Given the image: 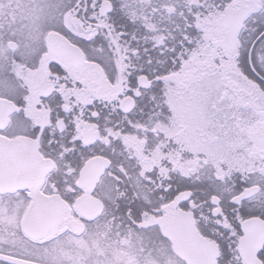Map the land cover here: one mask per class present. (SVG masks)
<instances>
[{
    "label": "flooded vegetation",
    "instance_id": "af4514ba",
    "mask_svg": "<svg viewBox=\"0 0 264 264\" xmlns=\"http://www.w3.org/2000/svg\"><path fill=\"white\" fill-rule=\"evenodd\" d=\"M57 2L64 14L38 40L28 10L0 31V68L11 64L18 82L0 91V136L11 141L0 144V200L29 201L19 223L0 207V254L34 262L22 237L48 243L54 264H138L131 208L142 223L191 214L218 264H240L241 222L255 220L264 264V203L237 210L226 191L264 155V0ZM136 227L159 236L164 264H187L157 224Z\"/></svg>",
    "mask_w": 264,
    "mask_h": 264
},
{
    "label": "snow or ice",
    "instance_id": "6c2138e0",
    "mask_svg": "<svg viewBox=\"0 0 264 264\" xmlns=\"http://www.w3.org/2000/svg\"><path fill=\"white\" fill-rule=\"evenodd\" d=\"M131 7V5H129ZM61 4L57 0H37L34 16L35 19L32 25L29 27V31L32 35L33 42L38 40L39 37L45 34V28L48 25L54 24L58 19L63 16ZM27 27V26H26ZM53 30V29H49ZM9 31L11 33L10 38L17 35L18 29L13 25H9ZM255 31V29H253ZM135 38V37H134ZM257 40L261 46H264V31H261L257 36ZM28 47V44L24 45ZM252 49L255 50L257 45L253 43ZM19 52V48H17ZM13 59H16L15 54ZM17 76L13 70L11 64H8L4 68H0V91L13 93L17 89ZM250 171L245 177L242 173L241 182L237 185L233 181L232 185L226 189L230 197L229 203L233 208L242 206L244 201L251 203L253 200L264 203V155H260L258 159H252L248 162ZM19 193H14L6 200H0V207H3L6 213H10L17 218L19 223V215L21 208L25 203H28L26 197H22L20 200L16 199ZM208 195L213 196L215 192L211 188L208 189ZM145 215L147 213H144ZM127 215L131 218V227L128 229V243L130 251L137 257L138 264H146V258L152 257L156 264H164L161 258V246L159 244V236L149 233L147 229L137 230L138 225L142 223L141 212L137 210L133 214L131 208L127 209ZM115 220V217H113ZM100 225L97 224V227ZM21 242L25 245L26 251H28L30 258L34 261V264H54L53 250L48 243H30L21 237ZM54 242V241H53ZM0 264H4L0 261Z\"/></svg>",
    "mask_w": 264,
    "mask_h": 264
},
{
    "label": "water",
    "instance_id": "95a60500",
    "mask_svg": "<svg viewBox=\"0 0 264 264\" xmlns=\"http://www.w3.org/2000/svg\"><path fill=\"white\" fill-rule=\"evenodd\" d=\"M60 38L62 39V37ZM55 39H58L56 33L50 32L46 36L47 45L49 46V44ZM10 143V140L0 136V144L4 145ZM36 160H39L37 156L29 157V168H35ZM32 180L36 181V174H29V182L31 183ZM39 199L40 198H35V203L31 211L37 210ZM43 201L45 203H51V200L48 199H43ZM32 214L27 215V217H30V220H28L27 223H35L31 219L35 218ZM45 222L48 223V219H45ZM155 224L160 227L163 236L171 241L174 252L184 259L187 264H217V259L220 255L217 244L203 237L198 232L191 214L186 218L185 216H162L156 219H148L141 223L140 226ZM257 229L259 230V224H257L255 220H244L241 222L242 236L238 239L237 244V251L241 260L240 264H258L255 254L260 248L263 237H257ZM24 232L29 237L33 239L36 238V231L34 230L27 229L24 226ZM0 261L8 262L10 264H34L33 262L1 254Z\"/></svg>",
    "mask_w": 264,
    "mask_h": 264
},
{
    "label": "rangeland",
    "instance_id": "374dc122",
    "mask_svg": "<svg viewBox=\"0 0 264 264\" xmlns=\"http://www.w3.org/2000/svg\"><path fill=\"white\" fill-rule=\"evenodd\" d=\"M8 0H0V14L1 15H3L2 17H0L1 19H2V21H0V22H2V23H4V24H2V23H0V31L1 30H3L4 28H5V26H6V22L4 21L5 20V16H8L9 14H8V10L9 9H11V8H13V7H18L14 2H12V3H10V4H8L7 5V2ZM34 3H36L37 2V0H32ZM29 2H30V0H29ZM33 3V4H34ZM32 4V3H31ZM32 8H34L35 9V7H33V6H29V9H32ZM24 10H27V8H26V6L24 7ZM25 12V11H24ZM30 13H27L26 15H29ZM24 21H26V25L28 26V28L32 25V22H29L28 20H24ZM8 25H12V24H8ZM13 26L15 27V28H17V29H19V27L18 26H16L15 24H13ZM1 32H3V31H1ZM2 56H3V54H2V49L0 48V59L2 58Z\"/></svg>",
    "mask_w": 264,
    "mask_h": 264
},
{
    "label": "bare ground",
    "instance_id": "6f19581e",
    "mask_svg": "<svg viewBox=\"0 0 264 264\" xmlns=\"http://www.w3.org/2000/svg\"><path fill=\"white\" fill-rule=\"evenodd\" d=\"M7 2H8L7 5L12 3V2H14L18 6V7H13L11 9H9L7 11L9 15H11V14L13 15L14 14V16H18L19 11L21 9L24 10V7L26 6V8L28 10V13H31L32 16H34L35 9L32 8L33 10L31 12H29V10H31V9H29V6H34L35 5V4H33L34 2L32 0H30V2H29V0H8ZM2 16L3 15L0 14V17H2ZM0 21H2L1 18H0ZM0 23H2V22H0ZM2 24H4V23H2ZM23 25L27 26L25 23H23ZM27 28H28V26H27ZM50 32H54V31H50Z\"/></svg>",
    "mask_w": 264,
    "mask_h": 264
}]
</instances>
